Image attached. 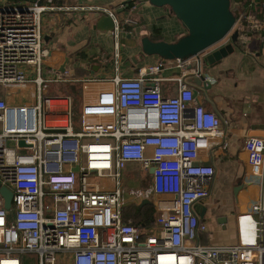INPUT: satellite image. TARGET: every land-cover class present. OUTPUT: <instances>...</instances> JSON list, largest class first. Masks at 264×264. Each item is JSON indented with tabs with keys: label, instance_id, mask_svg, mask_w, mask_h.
Masks as SVG:
<instances>
[{
	"label": "built area",
	"instance_id": "obj_1",
	"mask_svg": "<svg viewBox=\"0 0 264 264\" xmlns=\"http://www.w3.org/2000/svg\"><path fill=\"white\" fill-rule=\"evenodd\" d=\"M9 1L0 0V186L13 195L7 209L0 193V264H264V136L244 140L261 187L250 207L254 241L201 242L196 206L217 169L199 160L224 130L187 82L192 60L172 61L181 73L171 78L161 75L164 60L131 77L45 78L42 22L54 0ZM88 12L118 21L104 6ZM243 19L252 15L241 13L237 26ZM162 83H176L177 94L166 96ZM53 84L80 87L79 114L73 96L48 94ZM21 89L31 90L29 103L12 104ZM131 164L154 168L146 233L122 216Z\"/></svg>",
	"mask_w": 264,
	"mask_h": 264
},
{
	"label": "crops",
	"instance_id": "obj_2",
	"mask_svg": "<svg viewBox=\"0 0 264 264\" xmlns=\"http://www.w3.org/2000/svg\"><path fill=\"white\" fill-rule=\"evenodd\" d=\"M259 1L264 3V0ZM9 2L22 4L31 0ZM131 3H134V7L130 9ZM95 6L107 7L116 14L118 21L114 22V32H106L99 27L102 16L88 12ZM50 7L52 10L45 13L42 22L47 51L45 78H109L117 74L121 77L136 76L141 69L162 61L143 56L140 46L143 36L172 43L186 34L168 8H157L143 0H54ZM239 7L242 8L241 3ZM63 8L67 10L63 11ZM73 8L82 11H73ZM134 10L137 13L133 14ZM246 12L252 15V22H247L244 44L235 46L233 54L210 70L212 88L206 92L208 100H204L202 92L195 90L203 106L219 115L224 130L222 138L211 139L212 147L202 151L199 160L217 169L211 194L200 203L205 229L201 242L209 246L232 245L255 239L256 219L250 207L259 200L261 187L249 165L244 140L250 136H264V7L258 12ZM129 20L132 23L125 25ZM228 41L231 43V40ZM229 43L226 41L203 56ZM167 63L169 66L161 74L163 78L181 73L170 66L172 61ZM71 86L75 85H50L48 94L65 93ZM161 86L166 96L177 94L176 83H162ZM75 89L80 92L79 86ZM136 165H129L127 170ZM147 177L150 188V172ZM122 187L124 190L123 181ZM148 194L153 196L151 201L148 198L129 201L123 191L122 216L125 221L134 222L133 214L137 208H154L155 196L150 189ZM154 221L155 218L151 222L134 224L146 233Z\"/></svg>",
	"mask_w": 264,
	"mask_h": 264
},
{
	"label": "water",
	"instance_id": "obj_3",
	"mask_svg": "<svg viewBox=\"0 0 264 264\" xmlns=\"http://www.w3.org/2000/svg\"><path fill=\"white\" fill-rule=\"evenodd\" d=\"M37 0H31L35 2ZM157 8H168L171 14L185 29L186 34L177 41L169 43L164 40L155 41L146 35L140 39L141 52L145 57H156L164 61L192 60L186 75L187 82L197 91L203 93L212 88L210 70L222 64L223 60L233 54L240 36L237 29V16L232 9L231 0H143ZM139 9V8H138ZM137 10L133 11V14ZM99 27L104 31L114 32L115 24L110 16L103 15ZM231 43L203 56L225 40ZM64 69V68H63ZM77 171V168H75ZM154 168H151L152 174ZM0 193L5 199V207L11 208L12 192L0 186ZM197 212L203 217L200 205Z\"/></svg>",
	"mask_w": 264,
	"mask_h": 264
},
{
	"label": "rangeland",
	"instance_id": "obj_4",
	"mask_svg": "<svg viewBox=\"0 0 264 264\" xmlns=\"http://www.w3.org/2000/svg\"><path fill=\"white\" fill-rule=\"evenodd\" d=\"M246 39L245 35H242L240 38L239 46L244 44V41ZM228 43V39L226 40ZM238 48L240 49L241 47ZM78 85L68 87L67 91L65 93H62V95H71L75 99V109L76 113L79 114L80 112V98L78 99V92L73 91L72 88H77ZM76 90V89H75ZM22 89L15 92L16 96V102H12V104H20L21 102L29 103L30 96H31V90L27 89L22 93ZM19 93V94H18ZM22 104V103H21ZM135 165V164H131ZM127 171V174H125ZM148 172L145 171L140 165L131 166L129 169L125 170L123 172V186H124V196L129 200L133 199H142V198H148L150 201L153 199V196L151 194H148V191L150 188H148ZM148 188V189H147ZM124 201V198H123ZM217 207V206H216ZM34 261V258H29V262Z\"/></svg>",
	"mask_w": 264,
	"mask_h": 264
},
{
	"label": "trees",
	"instance_id": "obj_5",
	"mask_svg": "<svg viewBox=\"0 0 264 264\" xmlns=\"http://www.w3.org/2000/svg\"><path fill=\"white\" fill-rule=\"evenodd\" d=\"M27 1H30V0H27ZM231 3H232V9L235 12L237 17H239L241 15V13L247 14L246 11H248V10H252V12H258L259 9L264 7L263 1L258 2V0L255 4H251L250 0H231ZM237 3H238V7H237ZM239 3L242 4V8L239 7ZM133 7H134V3L129 4L130 9ZM247 25L248 24H247L246 20L243 19L242 21H240V23L237 26V29H239V32H240L238 44L241 41L240 40L241 36L245 35L247 30H248V29H246ZM73 91H76L75 88H72V92ZM75 111H76V109H75ZM155 217H156L155 209L152 208L151 206H146L142 210L137 208L134 211L133 221L136 224H139L141 222H151V220L154 219Z\"/></svg>",
	"mask_w": 264,
	"mask_h": 264
}]
</instances>
